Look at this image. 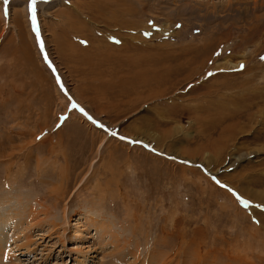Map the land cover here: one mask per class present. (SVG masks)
<instances>
[{
    "label": "rangeland",
    "instance_id": "374dc122",
    "mask_svg": "<svg viewBox=\"0 0 264 264\" xmlns=\"http://www.w3.org/2000/svg\"><path fill=\"white\" fill-rule=\"evenodd\" d=\"M29 3L0 0V264H264V0H37L39 34Z\"/></svg>",
    "mask_w": 264,
    "mask_h": 264
},
{
    "label": "snow or ice",
    "instance_id": "6c2138e0",
    "mask_svg": "<svg viewBox=\"0 0 264 264\" xmlns=\"http://www.w3.org/2000/svg\"><path fill=\"white\" fill-rule=\"evenodd\" d=\"M5 3H7V0H5ZM29 10H30V19H31V22L34 26V30L37 32V34H39V23L37 21V0H30ZM241 67H243V65ZM209 75H211V73H209ZM73 106L76 107V105H73ZM81 111H83V109H81ZM101 127H103V125H101ZM38 139H39V137H38ZM122 139H123V137H122ZM133 143H140V141H133ZM224 187H227V186L224 185ZM236 195L238 196V198L241 200V202L245 206H247L251 203L250 201L244 200L243 197H239V194H236ZM258 207H264V205L258 206Z\"/></svg>",
    "mask_w": 264,
    "mask_h": 264
},
{
    "label": "bare ground",
    "instance_id": "6f19581e",
    "mask_svg": "<svg viewBox=\"0 0 264 264\" xmlns=\"http://www.w3.org/2000/svg\"><path fill=\"white\" fill-rule=\"evenodd\" d=\"M1 222V221H0ZM81 231H77L75 234H76V236L77 235H80L81 233H80ZM74 238H76V237H74ZM78 238V237H77ZM76 238V239H77ZM6 241L5 240H0V248H2L3 249V251H1V253H0V261H2V258H4V255H5V249H6ZM9 250V249H8ZM8 252V251H7Z\"/></svg>",
    "mask_w": 264,
    "mask_h": 264
}]
</instances>
